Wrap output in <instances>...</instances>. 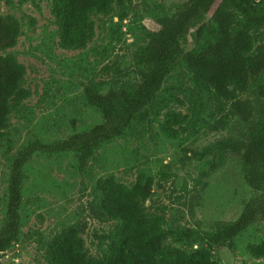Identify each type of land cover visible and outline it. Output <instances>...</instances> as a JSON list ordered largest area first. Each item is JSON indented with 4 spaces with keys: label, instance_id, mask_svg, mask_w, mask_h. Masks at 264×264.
Listing matches in <instances>:
<instances>
[{
    "label": "rangeland",
    "instance_id": "374dc122",
    "mask_svg": "<svg viewBox=\"0 0 264 264\" xmlns=\"http://www.w3.org/2000/svg\"><path fill=\"white\" fill-rule=\"evenodd\" d=\"M52 1L0 0V13L15 15L22 26L18 44L0 54L13 53L26 66L25 87L31 91L12 108L7 137L0 140V224L17 152L32 140L51 142L102 122V112L88 102L85 87L104 93L133 81L145 32L158 29L159 18L175 12L185 0H114L111 13H92L95 35L81 49L59 45ZM195 45L188 37L185 50ZM173 112L188 115V120L175 126L176 138H169L161 123ZM245 130L241 118L229 112V103L198 86L180 62L148 109L124 133L101 143L84 172L76 167L72 152L33 155L25 167L20 236L0 252V264H48L43 241L71 226L84 239L90 257L103 255V235L119 224L101 207L98 190V181L111 176L132 186L140 172L150 173L154 186L147 206L151 213L163 214L171 227L211 230L236 220L256 194L244 177L243 149L227 154L214 171L211 157L191 156L218 139L240 140ZM263 242L264 219L240 234L232 248L201 245L212 251L218 264H264V255L257 257L248 248ZM199 245L179 246L192 250Z\"/></svg>",
    "mask_w": 264,
    "mask_h": 264
},
{
    "label": "trees",
    "instance_id": "16d2710c",
    "mask_svg": "<svg viewBox=\"0 0 264 264\" xmlns=\"http://www.w3.org/2000/svg\"><path fill=\"white\" fill-rule=\"evenodd\" d=\"M113 3L53 0L59 45L64 49L87 47L95 35L92 13L107 15ZM30 22L35 26V18L30 17ZM159 23L158 29L145 32L133 81L115 84L104 93L85 87V97L102 112V122L51 142L32 140L17 152L0 224V252L19 239L25 167L33 155L72 152L76 167L84 172L100 144L124 133L136 116L148 109L163 81L182 61L194 82L228 102L229 112L246 125L240 140L218 139L202 151H192L191 158L211 157L210 169L214 171L223 165L227 154L243 149L242 170L255 196L236 220L218 228L171 227L163 214H153L147 206L154 186L150 173L140 172L132 186L111 176L98 181L101 207L119 221L112 232L103 235L105 253L90 257L84 239L71 226L43 241L48 264H218L203 242L232 248L240 234L264 219V0H185L175 12L159 18ZM21 34L16 16L0 13V53L14 48ZM188 37L195 42L194 49L185 50ZM26 74V66L15 54H0V140L7 137L12 108L31 95L25 87ZM187 120L188 115L182 112L167 113L161 130L167 137L176 138L175 126ZM180 244L200 245L188 250ZM248 248L257 257L264 255V242Z\"/></svg>",
    "mask_w": 264,
    "mask_h": 264
}]
</instances>
